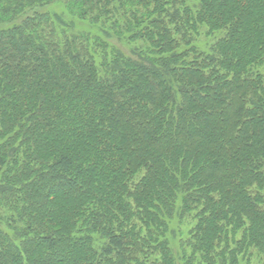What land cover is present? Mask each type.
Masks as SVG:
<instances>
[{
	"label": "trees",
	"instance_id": "trees-1",
	"mask_svg": "<svg viewBox=\"0 0 264 264\" xmlns=\"http://www.w3.org/2000/svg\"><path fill=\"white\" fill-rule=\"evenodd\" d=\"M253 260L264 0H0V264Z\"/></svg>",
	"mask_w": 264,
	"mask_h": 264
},
{
	"label": "rangeland",
	"instance_id": "rangeland-1",
	"mask_svg": "<svg viewBox=\"0 0 264 264\" xmlns=\"http://www.w3.org/2000/svg\"><path fill=\"white\" fill-rule=\"evenodd\" d=\"M48 10H50L51 12L54 13H61L64 11L63 5L62 4H55L51 7H48ZM211 44L210 39H207L205 37H203L200 41V43L198 44V46H200V48L202 49H208V45ZM175 225H177L179 228L177 229V240L175 239L176 242L173 243V246L175 248V251L178 252V242L180 238H186V236L188 235L189 231L191 230V228L195 225L194 219H192L191 217H187L183 220L178 219V222L175 223ZM253 264H258L256 261L253 260Z\"/></svg>",
	"mask_w": 264,
	"mask_h": 264
}]
</instances>
